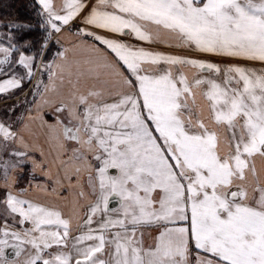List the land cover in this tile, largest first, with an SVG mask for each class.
I'll return each mask as SVG.
<instances>
[{
    "label": "snow or ice",
    "instance_id": "snow-or-ice-1",
    "mask_svg": "<svg viewBox=\"0 0 264 264\" xmlns=\"http://www.w3.org/2000/svg\"><path fill=\"white\" fill-rule=\"evenodd\" d=\"M36 3L45 33L36 52L21 51L11 31L32 25L0 33L8 41L0 43V95L47 75L29 117L47 128L59 160L58 187L43 191L62 195L67 181L78 189L73 214L80 199L88 203L73 235L71 216L13 191L22 164L47 165L31 155L28 124L0 121V264H264V68L248 66L264 65V0ZM164 37L243 63L153 50ZM53 41L61 47L46 60ZM79 48L92 57L72 58ZM86 79L95 82L82 87ZM144 228L157 231L151 244Z\"/></svg>",
    "mask_w": 264,
    "mask_h": 264
},
{
    "label": "crops",
    "instance_id": "crops-1",
    "mask_svg": "<svg viewBox=\"0 0 264 264\" xmlns=\"http://www.w3.org/2000/svg\"><path fill=\"white\" fill-rule=\"evenodd\" d=\"M60 0H57V4H59ZM77 23V22H76ZM75 31V29H73ZM61 43L64 47H70V42L73 40V36L65 31L62 35H60ZM59 49L61 44H58ZM72 58L80 61L87 60L92 57V54L84 48L77 49L74 53L70 54ZM102 73L104 72L103 69L100 70ZM18 74H22L17 72ZM102 79H108L109 77L105 74H102ZM38 79H43L44 83H48L47 75L37 74L31 81H25L23 86L15 91L0 95V121H5V119H11V121H7V123L12 124L13 128L16 130L23 129L24 124H28L29 127L27 130L23 132V134L27 137L28 142L33 146L34 151L31 155L37 161H43L47 166L44 170L49 171V167L51 166L53 171V176L56 175L57 166L59 164V160L56 158V152L50 147L48 132L46 127H42L39 121L35 123L30 122L29 117L36 115V103L39 102L42 98L39 96L34 95L35 86ZM95 81L93 79H86L81 82L82 87H87L93 84ZM63 91H67V89H63ZM46 97L56 101L59 97L55 94L46 93ZM51 109H45V119L49 123H54L52 116L50 115ZM19 117L18 118L16 117ZM16 118V119H15ZM43 153V155L41 154ZM55 161V162H53ZM31 168L33 171L36 169L33 163L31 162ZM42 170V169H41ZM42 170V174L45 175V171ZM12 179L16 181V174H11ZM51 177V178H52ZM43 177H40L41 184L37 183L33 186H30L26 192H24V198L31 199L34 201H39L41 203H47L49 205H53L58 207L66 213H71V210L68 206L69 202L67 198L63 197L62 195H49L47 192L43 191V189L47 188L49 192L54 186L46 185L42 180ZM44 179V178H43ZM17 182V181H16ZM4 178L0 177V199H3L4 196ZM60 192L61 189H58ZM13 191L19 192L20 190L17 189V183H15ZM62 194V193H61ZM80 205V201H79ZM81 209V207H80ZM4 216V205L0 204V223L3 222ZM82 217V213H81ZM9 222H11L9 220ZM73 222V221H72ZM78 221L76 222V224ZM73 224V228L75 227V223ZM96 226V225H95ZM73 235H76V231H74Z\"/></svg>",
    "mask_w": 264,
    "mask_h": 264
},
{
    "label": "rangeland",
    "instance_id": "rangeland-1",
    "mask_svg": "<svg viewBox=\"0 0 264 264\" xmlns=\"http://www.w3.org/2000/svg\"><path fill=\"white\" fill-rule=\"evenodd\" d=\"M78 23V22H77ZM73 29H75V26L73 27ZM171 45V46H170ZM145 47H147V45H144ZM153 50L155 51H161V52H165V53H170V54H176V55H182V56H186V57H193V58H201V59H209L212 62L221 64V66H223L224 64L227 63H243L242 61H232V60H227V59H223V58H219V57H204L201 54L193 51V50H189V49H182L179 47L175 46V42L172 41L171 39L164 37L162 42H158L154 45L151 46ZM59 49V46L57 43L53 42L52 44V48H50V51L55 54V52ZM51 53V56H52ZM50 54V53H49ZM249 67H254L257 70L264 68V65H260L259 63L254 64V65H248ZM16 71L23 73V69L19 68V66L16 67ZM192 71L191 69H185V72L189 75V78H191L192 76ZM46 75V74H44ZM198 103L203 104V101L199 98H197ZM206 114V113H205ZM12 120V118L10 119V121ZM7 158V157H5ZM257 168H264V161H260L257 160ZM47 169V168H46ZM44 170V169H43ZM45 171V175L42 174V170L41 168H36L34 171L31 168V161H27L24 164H22L20 166V168L16 169L15 172H13L14 174H16V183H17V189L21 190V189H26L30 186H33L37 183L41 184V179L40 177H43L42 180L44 181V183H46V185H50L51 187H58L57 185H55L52 181V176H53V171L51 166L49 167V171ZM0 177H3L2 171H0ZM84 180L86 181V176L84 177ZM83 182V181H82ZM61 193H62V198L65 197L67 198V201L70 202L68 203V206L71 210V213H66L64 212V215L66 217L71 216L72 217V223H75V227L73 228V233L74 231H76V222L78 221V223L83 219L84 217V211L86 208V205L88 203V199H80V205L79 207H77L75 209V214H73V207H74V202L78 199L76 196V191L78 190H73L71 188V186L68 184L67 181H65V185L64 188L61 189ZM116 203V202H115ZM81 207V209H80ZM81 213H82V217H81ZM93 227H95V224H93ZM148 229H146V233H148L147 231ZM77 234V231H76Z\"/></svg>",
    "mask_w": 264,
    "mask_h": 264
},
{
    "label": "trees",
    "instance_id": "trees-1",
    "mask_svg": "<svg viewBox=\"0 0 264 264\" xmlns=\"http://www.w3.org/2000/svg\"><path fill=\"white\" fill-rule=\"evenodd\" d=\"M39 10V5L36 3V0H0V33L7 36L9 29L4 27V25H32L31 29H11L13 42L17 44L21 51H25L26 54L36 52L39 48L40 41L45 35L44 30L39 27V24L43 21V17L38 15ZM26 42H31V48L24 47ZM53 42L50 43L48 51L52 48ZM0 43H4L5 46H7L8 41L7 39L0 38ZM51 53L52 51L47 52L45 57L46 60H51L53 58L54 53H52V56ZM17 55L18 54H14V56ZM45 76L46 75H44V77ZM19 117L20 116L16 118L19 120ZM4 120L8 121L9 119L4 118Z\"/></svg>",
    "mask_w": 264,
    "mask_h": 264
},
{
    "label": "flooded vegetation",
    "instance_id": "flooded-vegetation-1",
    "mask_svg": "<svg viewBox=\"0 0 264 264\" xmlns=\"http://www.w3.org/2000/svg\"><path fill=\"white\" fill-rule=\"evenodd\" d=\"M111 206H116V204L111 205ZM146 229H148V233H146ZM144 235H143V239H144V243L145 245L151 244L153 242V237L157 234V231L155 228H144L142 229Z\"/></svg>",
    "mask_w": 264,
    "mask_h": 264
},
{
    "label": "water",
    "instance_id": "water-1",
    "mask_svg": "<svg viewBox=\"0 0 264 264\" xmlns=\"http://www.w3.org/2000/svg\"><path fill=\"white\" fill-rule=\"evenodd\" d=\"M114 204H116L115 201H113L111 205H114Z\"/></svg>",
    "mask_w": 264,
    "mask_h": 264
}]
</instances>
